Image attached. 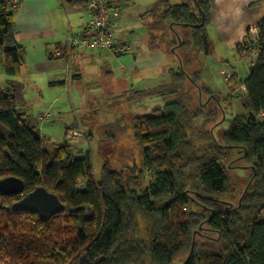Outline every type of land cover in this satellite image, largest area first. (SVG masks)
Wrapping results in <instances>:
<instances>
[{"label":"trees","instance_id":"trees-1","mask_svg":"<svg viewBox=\"0 0 264 264\" xmlns=\"http://www.w3.org/2000/svg\"><path fill=\"white\" fill-rule=\"evenodd\" d=\"M11 1L0 0V58L4 72L17 76L27 50L15 37ZM211 1L159 0L147 12L156 13L148 25V47H164L178 60L169 70L176 83L170 93L178 96L132 117L131 139L141 154L135 173L134 166L126 169L130 165L113 168L107 158L97 178L91 150L78 156L67 136L48 147L38 115L33 121L18 108L23 84L14 80L6 90L0 83V179L13 175L25 184L22 194L0 193V264H146L148 259L173 264L180 256V264H264V18L256 25L255 65L242 79L235 72L229 93L221 96L202 83V65L194 55L211 53ZM250 43L247 34L236 46L241 58ZM187 79L196 86L192 91L200 92L193 110L182 98ZM239 96L244 112L222 129L220 116ZM202 115L206 122L194 126ZM240 161L246 166L233 165ZM240 168L247 176L237 174ZM38 186L65 205L48 221L13 209ZM221 197L238 203L228 209ZM200 222L209 231L198 236L217 232L213 245L193 244Z\"/></svg>","mask_w":264,"mask_h":264},{"label":"rangeland","instance_id":"rangeland-1","mask_svg":"<svg viewBox=\"0 0 264 264\" xmlns=\"http://www.w3.org/2000/svg\"><path fill=\"white\" fill-rule=\"evenodd\" d=\"M63 1H60L62 5L60 7L65 10L62 21H68V19H70L72 24L75 23V25H78V28L75 31L80 30L81 25L85 22V18L82 15L81 19L80 16L78 19H75L74 15L70 12H66V10H69L70 7L76 4L70 3L66 0ZM144 8L145 5L141 7L140 0L136 1L135 6L132 4H125L123 5V11L121 15L124 16L121 19L116 20L117 28L122 29L126 27L127 29V32L124 35H126L127 40L132 46V50L129 53L124 54V56H117L113 52L112 54L110 52L104 51L102 54L96 55L97 57L94 58V63L87 64L86 69L89 72L86 75L84 74L83 80L75 81L64 89L61 86H55V88L48 87L44 89V94L47 95V98H50L55 93H57L59 97L63 96L62 99H60V105L58 106L61 108L58 110H60L61 113L63 112V115H60L56 111V108L51 109L50 107L52 113L56 116H51V118H49L43 124H46L45 132L47 133H44L43 137L50 138L47 142L49 144L48 147L53 148L54 143L63 142L66 139L67 128L65 125L66 123L71 124L73 120L72 117H75L80 126V128L77 129L81 130L85 133V135L88 136L82 139H72V143L76 148L78 156H83L87 150H91L94 160V172L97 178L100 177L102 166L107 158L111 160L112 167L115 169L124 164L126 166L130 165L128 168H126L127 170H130L131 166H134L135 169L133 168V170H131L132 173L136 172L138 164H141V154L139 147H137V145L133 143V139H131L133 126L132 117H134L136 113H150L154 108L160 107L164 104V102H168L174 98H177L178 96L175 93H170L176 88V83L172 81L171 77L165 79L163 82H160L161 78H156V76L153 77L155 80L153 81L149 75L148 77H144V80H137L139 83L146 86L143 88H135L144 89V94H141L140 96L134 94L132 90L120 91L117 89L113 90L112 88H107L102 81L104 72L101 70V68L104 66V69L109 67L111 69L113 68L114 73L117 76L124 77L129 82H131L130 76L127 73H121L119 70L120 66L121 68L126 69V65H128L126 61L121 59V57L127 58L130 61L132 60L133 64H136L137 66L147 63V57L149 58L151 56L152 51L147 45V37L149 26L153 25V22L156 18V13L151 15L147 13L148 10L144 12ZM142 13L144 14L142 15ZM69 36L70 33L67 35L66 39ZM160 40L161 38H159L157 41L160 42ZM137 47L142 50L141 53H137ZM91 51L99 52L101 50ZM134 52L138 54L137 61L133 59ZM155 54L168 59L165 53V55L161 53ZM203 57V59H206L205 61L209 64V70L206 73L207 81L204 79L202 80V83L206 84V87L218 92L221 96H226L230 89L227 82L224 81V78L218 74L220 68L225 67L227 71H232L231 73L233 75V67L230 64H234V69H236V71L239 72L241 76L246 77L249 73L247 61L240 56L239 58L235 52H233L232 55L228 57L229 62H227V60L224 61L226 64H219L221 60H216L210 56ZM174 67H176V65ZM111 81L112 79H110V83ZM116 82L117 81L113 83V86H116ZM126 82L127 81H125V83ZM184 82L185 85L183 89L185 92L182 93V98H185L183 99L185 104H187L188 107L193 110V108L199 105L200 92L199 89L197 90V93L192 91V87H196L193 81L187 79V81ZM129 87L131 88V86ZM163 92L164 94H162ZM204 98L210 99V97L208 98L206 95H204ZM233 99V104L228 105L224 109L225 113L220 116L222 120V129L228 127L229 121L233 118V116L244 112L242 105V103L245 101L244 97L239 96ZM41 100L48 106H52L54 103H56V99ZM147 104H149L150 107H148ZM39 113H37V115ZM54 122L57 123L54 124ZM205 122V116L202 115L200 117H196L193 120V125L201 128ZM132 162L136 164H132ZM239 164H241L243 167L246 166L243 162H236L233 165ZM240 169L241 170H239L237 174H241V176L244 177L247 176V172L243 168ZM237 174L234 173L233 175L235 180H237L239 177ZM221 198L224 199L223 202L228 209H230V206L234 205V203H238V201L235 199L233 200L224 197ZM262 218L264 219V214ZM203 224V222H200L198 227L195 229L193 233V244L196 241L199 243V245H213V243H215L213 238L218 236L217 232H209V234L208 232H205L204 235L206 236H198V232L202 233L204 230L209 231L203 227ZM183 260L184 258L180 256L174 261L173 264H180ZM146 264L153 263L148 259Z\"/></svg>","mask_w":264,"mask_h":264},{"label":"crops","instance_id":"crops-1","mask_svg":"<svg viewBox=\"0 0 264 264\" xmlns=\"http://www.w3.org/2000/svg\"><path fill=\"white\" fill-rule=\"evenodd\" d=\"M60 1L63 0H21L19 9L14 12L16 20L15 37L26 47V62L21 67V73L19 75L11 76L4 72L3 63L0 58V83L2 88L6 90L13 89L12 81L14 80L23 84L22 97H20L21 100L18 102V108L21 111L26 112L29 118L33 121H36L37 113L45 109L51 110L56 108V111L60 115H63V112L61 113L60 110H58L61 109L58 106L60 105L59 101L63 96L59 97L58 94L55 93L50 98H47V95L44 94L45 88L61 86L64 89L75 81L83 80L84 74L86 75L89 72L86 69L87 64L94 63V58L97 57V54H102L104 51L112 53L109 50H101L99 52L80 51L75 64L69 65L68 67L65 60L66 37L69 33L77 30L78 25H75V23L72 24L70 19H68V21H62L65 10L60 7L62 6ZM66 1L76 4L70 7L69 10H66V12L72 13L75 19H78L79 16L81 19L82 15L84 17V14L87 12V3L85 0ZM120 1L123 5L132 4L135 6L137 0H115V2ZM140 1L141 7L145 5L143 10L145 12L146 10L153 8L159 0ZM170 1L172 3H179L182 0ZM143 14L144 13H142V15ZM123 16L118 19H121ZM262 18H264V0L211 1L210 24L208 26L211 53L209 55H204L202 53L198 54L196 51L194 52V55L198 57V60L202 65L203 78L205 80L206 73L209 70V64L205 61L206 59H203V56H210L216 60H221L219 64H226V62H224L226 60L229 62L228 57L232 55L233 52L239 57L240 55L236 51V46L244 40L248 31L253 27H256L258 21ZM119 31H121L120 33L122 34H126L127 29L124 27L119 29ZM149 49L152 50L151 56L149 58L147 57V63L140 66L133 64L132 60L130 61L127 58L121 57V59L126 61L128 65H126V69L121 68L120 66L119 70L121 73H127L131 78V82L124 77L117 76L114 73L113 68L111 69L109 67L104 69L103 66L101 68L104 72L102 81L106 87L110 89L112 88L113 90H132L135 92L136 90H141L135 88L146 87L137 80H144L143 78L148 77V75L153 81H155L153 79L155 76L156 78H161L160 82L170 78L169 70L171 67H174L175 65L177 66V58L170 52L166 51L164 47ZM141 52L142 50L137 47V53ZM155 53L166 54L168 59L156 55ZM133 59L135 61L138 59V54L135 52L133 54ZM230 65L233 67V73L236 72L239 78H244L236 71V69H234V64ZM220 70L218 74L221 75L224 78V81L228 84L226 74H222ZM110 79H112L111 83ZM115 81H117V84H115L116 86H113ZM125 81L127 82L125 83ZM129 86H131V88ZM41 99H56V103L52 106H48ZM147 106L150 107L149 104H147ZM72 119L71 124L77 123V127L80 128L79 122L76 121V118L72 117ZM56 123L57 122H54V124ZM71 124L66 123L65 127ZM45 125L39 126L42 136H44V133L47 134L45 132ZM86 136L81 137L80 139L86 138Z\"/></svg>","mask_w":264,"mask_h":264},{"label":"built area","instance_id":"built-area-1","mask_svg":"<svg viewBox=\"0 0 264 264\" xmlns=\"http://www.w3.org/2000/svg\"><path fill=\"white\" fill-rule=\"evenodd\" d=\"M20 1L12 0L10 8L17 11ZM85 1L87 3V12L84 14L85 22L81 25L80 30L70 33L65 45V60L68 67L76 62L80 51L109 50L115 55L121 56L132 50L126 35L120 33L121 31L116 27V20L123 11L122 2H115V0ZM247 34L251 43L249 48L241 53V56L247 60L249 65H255L260 53L258 27H253ZM220 71L222 74L227 73V79L232 76V71H227L225 67H222ZM51 116L55 115L47 109L38 114L37 120L40 125H43ZM80 136H83V133L79 129L67 130L68 139H77Z\"/></svg>","mask_w":264,"mask_h":264},{"label":"water","instance_id":"water-1","mask_svg":"<svg viewBox=\"0 0 264 264\" xmlns=\"http://www.w3.org/2000/svg\"><path fill=\"white\" fill-rule=\"evenodd\" d=\"M25 190L24 181L16 176L0 179V193L5 195L22 194ZM15 211H32L39 215L42 221H48L55 214L65 210L64 203L58 195L48 191L44 186H38L13 204Z\"/></svg>","mask_w":264,"mask_h":264},{"label":"clouds","instance_id":"clouds-1","mask_svg":"<svg viewBox=\"0 0 264 264\" xmlns=\"http://www.w3.org/2000/svg\"><path fill=\"white\" fill-rule=\"evenodd\" d=\"M118 20V19H117Z\"/></svg>","mask_w":264,"mask_h":264}]
</instances>
